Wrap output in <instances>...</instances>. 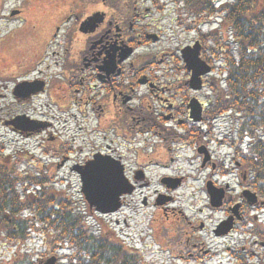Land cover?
Returning a JSON list of instances; mask_svg holds the SVG:
<instances>
[{
    "label": "flooded vegetation",
    "instance_id": "obj_1",
    "mask_svg": "<svg viewBox=\"0 0 264 264\" xmlns=\"http://www.w3.org/2000/svg\"><path fill=\"white\" fill-rule=\"evenodd\" d=\"M0 17L7 28H0V126L37 138L43 154L60 161L36 174L54 177L70 163L81 178L95 155L123 167L117 210L89 208L101 217L93 224L103 252L100 262L86 255L87 264H111L115 252L118 264H148L138 247L146 237L197 264H264V240L252 234L264 197L234 155H216L217 143L227 145L226 128L212 75L201 89L190 85L180 38L184 0H16ZM193 99L202 105L200 121L191 117ZM58 114L73 125L65 139ZM18 116L24 121L14 122ZM134 217L136 235L117 232L114 225L130 226ZM239 232L248 236L243 255L223 244L241 241ZM77 262L73 252L68 264Z\"/></svg>",
    "mask_w": 264,
    "mask_h": 264
},
{
    "label": "trees",
    "instance_id": "obj_2",
    "mask_svg": "<svg viewBox=\"0 0 264 264\" xmlns=\"http://www.w3.org/2000/svg\"><path fill=\"white\" fill-rule=\"evenodd\" d=\"M184 10L188 29L200 31L203 24L220 19L217 28L199 36L225 80H211L215 105L220 114L232 113L229 142L254 190L264 197V0H184ZM22 159L8 155L0 142V239L19 245L6 263L36 264L27 251L20 253L34 234L42 237L46 255L62 247L75 253L77 264H87L86 255L99 261L100 224L92 226L68 191L53 185L52 177L21 173ZM252 234L264 239V222L254 221ZM118 260L115 252L111 264Z\"/></svg>",
    "mask_w": 264,
    "mask_h": 264
},
{
    "label": "rangeland",
    "instance_id": "obj_3",
    "mask_svg": "<svg viewBox=\"0 0 264 264\" xmlns=\"http://www.w3.org/2000/svg\"><path fill=\"white\" fill-rule=\"evenodd\" d=\"M15 2L16 0H0V16L2 14H6L7 11H9V9L14 5ZM4 21H5L4 18L0 17V28L3 30V32H7V28ZM219 23H220V19H212L209 22L203 24L200 27V31L198 30V28L188 29V27L184 25V34L180 36V38L184 41V46L191 44L192 41L198 39L201 32H207L210 31L211 29L217 28L219 26ZM173 25L175 26L176 23H173ZM173 30L169 29L168 31L172 32ZM215 64L218 67L217 61H215ZM218 74H219V70L218 68H216L214 75L213 74L212 75L219 77ZM2 102L3 101H0V105ZM0 117H3L1 113H0ZM57 117L58 118L60 117V120ZM57 117H56L57 120L55 126L60 131L63 139H65L69 137L68 136L70 132L69 128L70 126L73 128V125L70 124V122L66 119L68 116H64V114H58ZM222 118L223 119H220V121H222L223 125L225 126L226 128L225 131H229L231 128V124H233L232 114L228 113L226 116ZM82 135H84V131L82 132ZM85 140L89 141L86 138ZM96 141L99 144H102V141L100 139H97ZM247 141L248 140L246 139L245 145ZM0 142L2 143V145L4 144L6 148V153H12V152L16 153V151L18 150H24L23 152L24 154L23 153L19 154L20 157L25 158V161L22 160V162H20L18 165V169L20 170L21 173H25L26 171L37 172L40 170L49 173L51 168L54 165L56 166V163H60L58 159L52 157H46L43 154V149L39 147L37 138H32L27 140L26 138H23L20 135L6 128H1V126H0ZM83 144H84L83 140L79 137L78 140L76 141V146L80 147L83 146ZM214 149L216 150V155L223 158H225L226 154L232 155L233 153V150L228 145L220 146L217 143L214 146ZM31 156H34V159H31ZM229 162L230 161L226 160L227 165ZM69 165L70 163H66L65 167L60 168L59 171H54L53 173L55 175L54 177H52L51 182H54L53 185H55L56 188L68 191L67 192L68 195L71 196L74 201H76L77 205H79L81 209L86 213L88 217V221L93 224L95 218H101V217L98 216L97 213L89 209V206L86 203L84 196L81 192V180L77 175L70 172ZM126 213L129 214L130 211L126 210ZM115 219H117V217ZM137 221H138V217H134L133 220L129 221L130 226L122 225L123 230H121L122 227L120 225L119 226L114 225V227L116 228L117 232H119L120 234L125 232L128 237H133L138 233L137 229H140L136 225ZM258 221L260 222L264 221V214L259 216ZM92 226H94V224ZM136 238L138 243L139 238L137 236ZM237 238L241 239V241L236 240L235 243L234 241H225L223 244L226 243L229 244L230 246L235 247L237 254H239L240 252V255H243V253H241L242 252L241 248L245 246L246 239L248 238V236L239 232L237 233ZM210 240H211L210 237L207 238V241ZM18 247L19 245L17 244H12L0 239V259L5 260L4 264H8L6 262H10L13 259V256L15 255V251L16 249H18ZM138 247L145 254V258L148 264H197L194 261L181 260L179 258L176 259L175 257L172 256L171 251L162 252L160 250L162 244L159 243L158 237H146L144 240L140 241ZM222 248L223 247L221 246V249ZM26 251L29 253V255L34 261L46 259V256H44L46 252V247L42 237L38 234H34L32 239L29 240V242L26 245H23L21 247L20 253ZM63 251L59 249V253H61L62 255L61 257L62 259L60 263L67 264L66 257L64 256L66 252ZM211 264H215V262L211 261Z\"/></svg>",
    "mask_w": 264,
    "mask_h": 264
},
{
    "label": "water",
    "instance_id": "obj_4",
    "mask_svg": "<svg viewBox=\"0 0 264 264\" xmlns=\"http://www.w3.org/2000/svg\"><path fill=\"white\" fill-rule=\"evenodd\" d=\"M201 49L202 45L199 41H196L194 45H188L184 47L183 54H184V62L188 70L192 71V76L190 79V85L193 89H201L202 88V77L212 71V67L202 59L201 57ZM191 117L195 121L201 120V112H202V105L197 99H193L191 102ZM24 117L18 116L14 119V122H23ZM102 157L100 155H95L94 159ZM118 162V161H117ZM119 163V162H118ZM120 164V163H119ZM86 167V166H85ZM84 168L80 171L81 173V192L84 194L86 201L88 202L89 206L92 208L94 207L97 211L101 213L111 212L117 210L119 206V194L118 197H112L107 200H101L96 195L93 194L89 182L85 178ZM120 167L123 170L122 165ZM124 174V173H123ZM125 177V176H124ZM126 179V178H125ZM127 184V180H126ZM264 246V243H262ZM57 257L52 256L49 257L45 262L40 261L38 264H56Z\"/></svg>",
    "mask_w": 264,
    "mask_h": 264
},
{
    "label": "snow or ice",
    "instance_id": "obj_5",
    "mask_svg": "<svg viewBox=\"0 0 264 264\" xmlns=\"http://www.w3.org/2000/svg\"><path fill=\"white\" fill-rule=\"evenodd\" d=\"M83 170L94 195L101 200L118 197L124 190L126 179L120 164L107 157L86 161Z\"/></svg>",
    "mask_w": 264,
    "mask_h": 264
}]
</instances>
